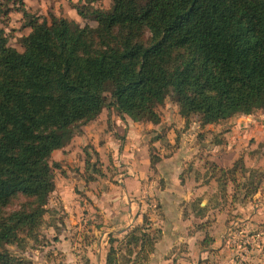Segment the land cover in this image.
<instances>
[{"label": "trees", "instance_id": "trees-1", "mask_svg": "<svg viewBox=\"0 0 264 264\" xmlns=\"http://www.w3.org/2000/svg\"><path fill=\"white\" fill-rule=\"evenodd\" d=\"M110 1L76 6L95 26L24 10L23 51L0 27V264H28L9 246L25 251L45 223L52 154L104 109L158 124L171 96L203 127L264 111V0ZM236 163L213 164L219 184ZM137 231L126 245L138 259L160 231L153 241ZM110 242L106 264H117Z\"/></svg>", "mask_w": 264, "mask_h": 264}, {"label": "rangeland", "instance_id": "rangeland-1", "mask_svg": "<svg viewBox=\"0 0 264 264\" xmlns=\"http://www.w3.org/2000/svg\"><path fill=\"white\" fill-rule=\"evenodd\" d=\"M88 3L91 2L89 0H23L22 2L20 0H0V27L5 30L8 44L23 51L21 40L31 31L25 25L29 18L24 15V10L31 15L44 16L49 21L54 15L74 20L81 26L85 24L95 26L94 21L83 19L76 9V6ZM92 3L97 8H109L111 1L93 0ZM157 110L161 118L158 124L147 120L134 124L129 116L119 115L114 108H109L104 109L90 123L76 127L72 140L64 148L56 150L50 159L56 189L49 199L45 223L40 228L39 235L36 239L29 241L25 251H21L17 246H9V248L25 258L28 264H35L34 262L44 264L46 259L43 256L46 257L50 253L52 249L48 248L53 244V241H58L60 228L74 222L66 213L64 206L77 209L79 216L84 213L89 214L83 217L85 223L82 221V225H87L86 222L92 221L94 225H97L103 220L99 214L100 209H98L101 205L107 209V220L111 223L110 228L113 227L117 231H114L116 235L110 234L106 238L109 245L112 240L116 249L117 264H133L134 260L135 264H151L149 257L151 242L145 246L148 256L140 254L141 257L138 259L139 250L135 248L136 250L133 249L134 252L129 254L126 242L128 235L135 229H138L137 234H140L139 230L143 228L142 232L145 230L150 234L152 241L153 238L157 239L158 237L159 231L157 227L153 226V219L156 218L155 214H158L157 209L160 207L158 206L160 201L156 198L158 182L163 173H160L161 169L159 168L160 155L169 157L168 155L174 153L178 158L185 160L188 157L185 156L186 147L189 148L203 142L209 144L215 140L212 136L214 134L219 136L221 130L225 128H220L218 125H214L210 129L205 126L199 128L201 123L195 117L187 123L180 116L179 106L171 96H168L165 103ZM216 140L221 142L222 139L216 137ZM245 148L255 150L259 160L255 161L252 155L249 157L251 160H247L248 158L238 160L235 177L227 174L226 186L219 184V172L214 175L212 171L214 163H211L209 154L206 158L202 157L201 160V155L205 156L207 148L197 151L198 153L191 158V161L186 162L187 166L184 167L182 173V176H185L188 170L193 167V165L189 166V163L195 164L200 159V164L207 167L199 174L207 172L202 185H205L206 188L205 193L209 199L208 207L215 210L221 209L224 214L229 213L230 220H234L237 216L235 209H244L240 211V217L251 213L255 208L256 201L261 198L254 199V196L259 195L257 193L261 191L264 192V146H259L254 140L252 144L245 145ZM259 163L261 165H258ZM137 175H139V179ZM126 193L128 194L126 195ZM130 206H133L135 210L142 208L144 218L139 225H133L126 232H121L120 230L125 229L127 225V221L121 218L128 212ZM83 208L84 211H82ZM217 214L219 213L211 215L206 223L216 222ZM223 218L226 216L223 215ZM79 221L78 218V223ZM86 227L88 225L84 228ZM98 229L89 231L90 233L82 232V242L91 240V238L97 241L100 236ZM263 231L264 229L261 228L252 235L249 233L233 234L229 237L228 248L234 249L235 256H244L247 260H255L254 264H262L261 259L264 256ZM102 233L103 231H101V235ZM70 234L71 238L80 236V232L70 231ZM253 238L256 239V242L252 241ZM233 239L237 241L234 242ZM251 248L253 249L249 252L248 250ZM79 249L82 250L81 253L86 250L85 247ZM108 251H110V247ZM84 255L86 256L85 253ZM246 255H251V257L248 259ZM49 264H59V261L54 260ZM80 264L90 263L82 258Z\"/></svg>", "mask_w": 264, "mask_h": 264}, {"label": "crops", "instance_id": "crops-1", "mask_svg": "<svg viewBox=\"0 0 264 264\" xmlns=\"http://www.w3.org/2000/svg\"><path fill=\"white\" fill-rule=\"evenodd\" d=\"M133 123L137 122L133 121ZM214 125L225 128L221 132L219 131L221 133H218L219 136L214 134L212 137L215 140L209 142V144L203 142L189 148L186 147L185 156L189 158L183 160L184 158L180 159L174 153L168 155L169 157L160 155L159 168L161 169L160 173H163L158 182L156 194V198L160 201L158 203L160 207L157 209L158 214H155L156 218H152L154 221L153 226L158 228L160 236L154 245V250L149 254L151 264H254L255 260L250 261L245 259L244 256H235L234 249L228 248L230 244L229 237L237 233L238 235L243 233L252 235L261 228L264 229V224H262L264 223V192L261 191L262 193L259 192L257 193L259 195L254 196V199L261 198L256 201L255 208L251 213L240 217V211L244 209H235L237 216L234 220H230L229 213L224 214L221 209L215 210L208 207L209 199L205 193V185H202L204 175L207 172L204 171V174L199 173L207 169L206 166L200 164V161L202 157L206 158L208 154L211 163L226 169L231 168L240 159L248 158L247 160H251L249 158L251 155L254 156L255 161L256 159L258 161L259 157H256L255 150L250 148L247 150L245 145L252 144L255 140L259 146H264V111L252 115H238L226 122L206 125L205 128L210 129ZM198 127L203 126L199 125ZM216 137H220L221 142L217 141ZM201 148H207L205 156L201 155V160L198 159L195 164L189 163V166L193 165V167L187 168L189 169L188 173L182 176L184 167L187 166L186 162L191 161V158ZM136 161L138 160L136 159ZM64 208L70 219L75 223L66 224L60 228L58 241H53V244L48 248L52 250L46 257L43 256L46 259L44 264H49L54 260H58L59 264H80L82 258H85L90 264H106L110 247L106 238L110 234L116 235L117 232L113 227L110 228L111 223L107 220V209L101 205L98 208L103 219L100 224H97L99 226L94 225L92 221L86 222L88 227L84 228L87 225H82L83 222L85 223L83 217L89 214L84 213V215L80 214L79 216L77 209L66 205ZM82 211H84V208ZM143 212L142 208L135 210L133 206H130L128 212L121 218L127 221L126 228L120 231L126 232L133 225H139L144 218ZM214 213H219L217 214V221L206 223ZM223 215L226 218H223ZM96 228H99L98 231L100 230L98 240L94 241L91 238V240L82 242L81 233L85 231L90 233L89 231ZM70 231L80 232L79 238L78 236L71 238L69 236L71 235ZM101 231H103L102 235ZM258 235L260 237V234ZM233 241L237 240L233 239ZM252 241L256 242V239L253 238ZM80 247H85L86 250L81 253ZM252 249L248 251L250 252ZM246 256L248 259L251 257V255ZM261 261L264 264V256ZM34 263L36 264V262Z\"/></svg>", "mask_w": 264, "mask_h": 264}]
</instances>
